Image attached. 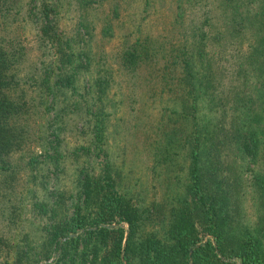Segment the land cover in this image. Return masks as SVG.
<instances>
[{
	"label": "trees",
	"instance_id": "trees-1",
	"mask_svg": "<svg viewBox=\"0 0 264 264\" xmlns=\"http://www.w3.org/2000/svg\"><path fill=\"white\" fill-rule=\"evenodd\" d=\"M74 1L83 11L74 33H65L54 0H0V174L8 176L13 155L25 157L18 166L32 180L42 174L41 160L50 164L42 175L55 176L60 158L80 149L87 156L74 167L69 189L53 186L31 202L43 218L41 233L16 250L17 260L24 255L27 264H264V216L257 211L248 223L240 213L247 192L255 211L258 201L264 203V168H255L264 165V0H172L166 26L142 32L136 26V34L124 36L112 51L118 67L134 76L142 71L149 90L158 88V95L171 99L160 116L161 130L158 125L143 131V144L147 136V148L153 145L150 167L167 189L147 202L119 190L106 151L90 148L103 139L102 112L92 106L94 94L104 104L105 84L93 95L88 89L87 96L74 95L73 54L81 57L80 66L93 58L89 46L78 44L92 30L85 9L108 1L115 12L116 3ZM26 26L36 57L24 44ZM198 94L213 115L197 117ZM44 112H51L45 130L62 118L76 126L80 118L88 127L87 144L61 153L59 134H43L36 119ZM157 130L163 139L155 143Z\"/></svg>",
	"mask_w": 264,
	"mask_h": 264
},
{
	"label": "rangeland",
	"instance_id": "rangeland-1",
	"mask_svg": "<svg viewBox=\"0 0 264 264\" xmlns=\"http://www.w3.org/2000/svg\"><path fill=\"white\" fill-rule=\"evenodd\" d=\"M110 1L116 3L115 12L108 7V1H104L97 8L85 9L87 12L84 13L83 18L91 21L92 30H90L89 37L85 36L87 40H78V44L79 46L83 45V47L89 46L93 58L89 60L86 66H80L81 57L77 59L73 54L72 61L78 63L74 80L76 87L74 95L77 96L76 92H80L82 96H87L85 89H88L93 95L98 85L105 84L104 99H102L104 104H101L102 102L94 94L92 106V111L95 113L102 112L99 115L104 119L103 139L99 142L100 144L91 143L90 148L95 151L94 145H100L106 151L113 168L112 176L116 180L119 190L133 193L139 201L147 202L153 197L160 199L167 189L165 183L158 179L155 170L150 167L154 161L152 159L153 145L151 148H147L148 140L151 137H145L147 139L145 145L143 144V137L149 129L153 128L152 126L156 129L159 125L158 130H161L162 118L160 116L161 113H164L163 111L169 110L164 108L171 106V99L165 95H158V88L149 90L144 82L145 78L142 71L139 70L140 73L134 76L118 67L117 62L113 59L112 51L118 47L124 36L129 39L136 34L135 28L137 27L142 32L157 30L161 29L163 25L166 26L171 18L173 3L172 0ZM54 2L57 3L59 11L57 13L59 29L64 32L75 31L79 11H83V8L79 6L76 8L74 0L69 3L66 0H54ZM104 26L108 28L103 31L102 27ZM24 34V44L30 46L31 54L36 57L38 52L34 49L35 42L30 38L31 34H27V26ZM74 42L72 43L75 47L73 51L78 47ZM47 55L44 54V56ZM97 77L100 81L94 83V79ZM176 104L177 102H174V107L178 108L179 104ZM205 104L202 95L198 94L196 115L200 119L213 115L212 110H207L204 107ZM36 119L43 127V134L50 132L51 129L59 134L61 140L58 143L61 153H67L68 149L81 144L86 145L88 138H90L88 127L83 125L80 118H77L76 126L71 119L62 118L54 121L53 125L47 126L46 130L45 125L51 122V112L41 113L37 115ZM253 121L256 120L253 119ZM144 130L145 133H143ZM158 130L154 137L156 138L155 143L163 139ZM33 149L39 152L37 146L33 145ZM85 154L86 152L80 149L76 156L70 154L68 157L60 158L59 164L62 165V168L57 171L55 176L50 172L48 175H42L46 172L45 166L49 165L50 167V164L41 160L38 166L40 167L42 164L39 169L42 174L39 175L36 172L38 175L34 180L31 179L25 167L18 166L24 163L25 157L12 156L14 167L9 170L10 172L5 179L4 175L0 174V264H27V259L23 258L24 255H21L20 259L17 260L16 253L19 249L23 250L27 247L25 245L27 240L39 238L40 225L43 219L41 214L32 207L31 202L36 198H41L53 186L69 189L75 171L74 167L77 168L79 164L87 160ZM94 158L98 165L103 155L99 152V155ZM91 160L88 158V161L91 162ZM235 160L238 162L239 168L243 167L242 163L244 162L241 156H237ZM235 164L234 161V167ZM158 166L159 164L154 169ZM249 166L252 164L249 163ZM255 168L262 172L264 165H259V168L256 165ZM236 170L239 172L240 169ZM247 174V171L243 172L244 176ZM7 181L9 186L5 183ZM167 188L171 190L169 184ZM45 195L46 193L42 197ZM251 199L249 192H247L240 209L241 219L248 223L255 220L257 211L261 213V216H264V203L257 200L259 203L255 211V200L252 202ZM123 225L125 226V223ZM13 259H16L17 263Z\"/></svg>",
	"mask_w": 264,
	"mask_h": 264
}]
</instances>
